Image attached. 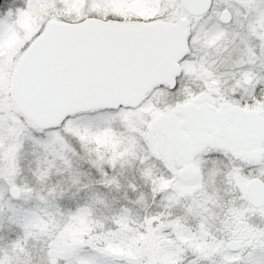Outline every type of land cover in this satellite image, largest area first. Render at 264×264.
Masks as SVG:
<instances>
[{"label": "snow or ice", "instance_id": "obj_1", "mask_svg": "<svg viewBox=\"0 0 264 264\" xmlns=\"http://www.w3.org/2000/svg\"><path fill=\"white\" fill-rule=\"evenodd\" d=\"M0 264H264V0H0Z\"/></svg>", "mask_w": 264, "mask_h": 264}]
</instances>
